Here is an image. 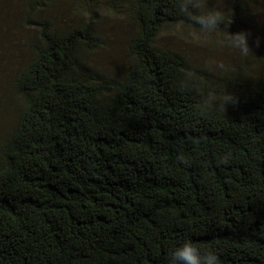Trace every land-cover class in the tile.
I'll list each match as a JSON object with an SVG mask.
<instances>
[{
  "label": "trees",
  "instance_id": "16d2710c",
  "mask_svg": "<svg viewBox=\"0 0 264 264\" xmlns=\"http://www.w3.org/2000/svg\"><path fill=\"white\" fill-rule=\"evenodd\" d=\"M12 1L0 12L38 40L0 145V264H171L185 240L264 264V59L256 81L195 68L155 43L199 27L189 0H127L131 70L107 79L81 58L102 42L92 20L59 30L41 16L53 0ZM256 2L227 0L218 30L250 24Z\"/></svg>",
  "mask_w": 264,
  "mask_h": 264
},
{
  "label": "rangeland",
  "instance_id": "374dc122",
  "mask_svg": "<svg viewBox=\"0 0 264 264\" xmlns=\"http://www.w3.org/2000/svg\"><path fill=\"white\" fill-rule=\"evenodd\" d=\"M41 13L59 30L92 20L102 39L100 46L84 53L81 58L100 71L103 78L123 80L131 70V59L126 54L129 39L136 32V21L130 2L111 0L91 3L89 0H53ZM12 0L6 3L11 4ZM208 8H225L227 0H199ZM257 0L253 8L256 18L249 24L245 19L240 28L217 29L208 34L188 22H174L163 26L156 38L161 49H170L185 57L188 64L217 76L238 69L244 80L256 81L264 59V4ZM51 4V3H49ZM83 6L81 7L79 6ZM88 7V10L85 8ZM252 7V5H250ZM30 27V26H29ZM27 27L18 16L9 18L0 12V145L13 131L17 122V106L12 83L17 71L31 54V43L38 40L36 28ZM243 32L247 36L249 53L241 55L231 46L230 35Z\"/></svg>",
  "mask_w": 264,
  "mask_h": 264
},
{
  "label": "clouds",
  "instance_id": "9594fccd",
  "mask_svg": "<svg viewBox=\"0 0 264 264\" xmlns=\"http://www.w3.org/2000/svg\"><path fill=\"white\" fill-rule=\"evenodd\" d=\"M196 11L193 15L194 22L199 26L202 33L211 34L215 32L224 22V15L219 8H208L197 0H189L185 7ZM231 46L239 51L241 55L249 53L247 36L243 32L230 35ZM229 101H224L227 103ZM171 264H221V261L214 250L202 252L193 246L192 242L185 240L175 247L170 253Z\"/></svg>",
  "mask_w": 264,
  "mask_h": 264
}]
</instances>
